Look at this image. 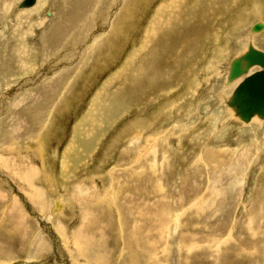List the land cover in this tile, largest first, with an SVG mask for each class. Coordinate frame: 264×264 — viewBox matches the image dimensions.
Returning <instances> with one entry per match:
<instances>
[{
	"label": "rangeland",
	"instance_id": "rangeland-1",
	"mask_svg": "<svg viewBox=\"0 0 264 264\" xmlns=\"http://www.w3.org/2000/svg\"><path fill=\"white\" fill-rule=\"evenodd\" d=\"M20 1L0 0V264H264V117L227 84L264 51V0Z\"/></svg>",
	"mask_w": 264,
	"mask_h": 264
},
{
	"label": "water",
	"instance_id": "water-1",
	"mask_svg": "<svg viewBox=\"0 0 264 264\" xmlns=\"http://www.w3.org/2000/svg\"><path fill=\"white\" fill-rule=\"evenodd\" d=\"M35 0H21L22 6L31 5ZM258 27V25H256ZM246 57L251 62H256L262 66L261 69L243 77L236 88L239 98V106L244 115L253 112L264 111V51L250 48ZM240 72L239 61H236L231 70L232 75Z\"/></svg>",
	"mask_w": 264,
	"mask_h": 264
},
{
	"label": "bare ground",
	"instance_id": "bare-ground-1",
	"mask_svg": "<svg viewBox=\"0 0 264 264\" xmlns=\"http://www.w3.org/2000/svg\"><path fill=\"white\" fill-rule=\"evenodd\" d=\"M88 3V2H87ZM260 27H262V28H264V22H260L259 23V25H258V27L257 26H255V29H259ZM255 33H257V32H255ZM254 34V32H250V30H249V34H248V36L249 37H251L252 35ZM250 40V39H249ZM251 41V40H250ZM251 43V42H250ZM250 48H255V47H253V45H250L249 47H248V50L245 52V53H243V55H242V58H239V59H235L234 61H232V63L229 65V69H228V74H227V84L228 83H232L233 81V86H234V89L235 88H237V86H238V84L240 83V81L242 80V78L243 77H245V76H247V74L249 75L251 72H253V71H251L254 67H255V65H257V66H260L258 69H261L262 68V66L260 65V64H258V63H256V62H251L247 57H246V53L249 51V49ZM237 56V55H236ZM243 59V60H242ZM236 61H239V67H240V72H239V74H237V75H232L231 74V70H232V68H233V65L235 64V62ZM249 67V68H248ZM248 68V69H247ZM257 71V70H256ZM233 91V90H232ZM226 93V92H225ZM229 105L231 106V107H233L235 110H237L238 111V113L240 114V120H242L243 122H245V123H247V122H249L252 118L254 119V118H260V119H262V117H264V116H259L258 114H262V115H264V111H261V112H253V113H251V114H249V115H244V113L242 112V110H241V108H240V106H239V98H238V96H237V94H236V92L234 91V93H233V96H232V99H231V101H230V99H229ZM230 108V107H229ZM234 112V111H233ZM105 197V196H104ZM58 207H60V205L58 204ZM175 218V217H174ZM135 222H136V228L137 229H139V226H140V222H138L137 220H135ZM160 223V222H159ZM141 227V226H140ZM144 227V226H143ZM164 227V226H163ZM140 230H142V229H140ZM142 233V232H141ZM136 237V236H135ZM137 238V240H139V237H136Z\"/></svg>",
	"mask_w": 264,
	"mask_h": 264
}]
</instances>
